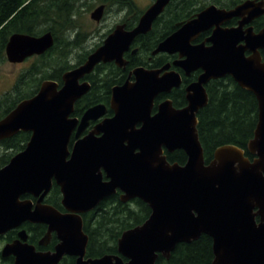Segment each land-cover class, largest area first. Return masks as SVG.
Masks as SVG:
<instances>
[{"label": "water", "instance_id": "95a60500", "mask_svg": "<svg viewBox=\"0 0 264 264\" xmlns=\"http://www.w3.org/2000/svg\"><path fill=\"white\" fill-rule=\"evenodd\" d=\"M170 1L153 0L132 28L116 24L83 63L62 74L61 84L43 80L33 96L0 119V141L30 133L25 147L0 167V236L17 230L16 238L2 246L3 258L13 256V264H58L64 256L74 257V264H155L158 255L168 260L177 244L204 234L212 240V264H264V28L258 33L243 28L258 14L253 1L229 10L208 6L179 24L151 52L177 53L176 60L132 68L124 82L111 87L108 106L96 103L80 117L73 115L76 101L90 90L85 77L98 64L113 62L124 69V54L152 29ZM104 6L90 18L98 23ZM236 16L243 17L237 26H222ZM210 28L204 41L192 43ZM53 43L50 31L15 32L5 56L20 63L45 53ZM171 65L186 75L197 69L201 73L186 86L184 107L175 108L166 98L151 114L155 98L182 83ZM225 76L257 101V123L246 145L252 158L237 145L223 144L205 163L197 113L208 103L205 85ZM92 121L96 123L83 134ZM179 149L186 161L169 162L165 151ZM53 182L64 211L44 202ZM117 191L121 202L137 198L146 203L150 214L121 233L117 253L88 257L82 214ZM27 194L36 200L23 198ZM25 223L44 224L38 245L46 246L54 234V250H37L22 228Z\"/></svg>", "mask_w": 264, "mask_h": 264}, {"label": "trees", "instance_id": "16d2710c", "mask_svg": "<svg viewBox=\"0 0 264 264\" xmlns=\"http://www.w3.org/2000/svg\"><path fill=\"white\" fill-rule=\"evenodd\" d=\"M85 1L0 0V62L6 60L5 46L10 35L15 32L40 35L50 31L54 38L53 45L45 53L34 56L30 65L19 73L11 89L0 95V119L19 101L33 96L43 80L51 79L61 84L62 74L83 63L88 54L102 43H96L90 50L84 49L83 44L89 33L83 29L79 16L80 6L86 3ZM90 2L104 4L106 12H117L120 15V22L124 23L126 28L136 25L144 10L135 0ZM202 5L200 0L169 2L154 21L152 29L135 39L131 47L136 48V52L124 54L128 60L124 69L114 63L98 64L94 71L85 77L90 82V90L76 101L73 115L80 117L85 109L96 103L107 105L111 87L124 82L133 67L138 65L160 67L169 61L168 55L160 53L153 56L151 52L160 41L176 29L177 21L191 17ZM110 31L111 29L107 34ZM76 49L82 51L74 53ZM261 55L264 60V49L261 50ZM196 78L197 73L189 77L183 76V85L166 95L174 106L185 104V85ZM206 91L208 103L197 113V131L205 163L212 159L215 148L223 144L237 145L245 150L246 156L252 158L246 150V145L252 138L257 123L258 108L255 96L241 88L230 76L210 80L206 84ZM108 114H112L111 110H108ZM29 137V132L21 131L0 141L4 149L0 154V167L25 147ZM165 153L171 163L183 164L186 161V154L180 149ZM46 202L63 210L59 188L56 185L52 187ZM149 214L150 208L140 199L135 198L124 203L118 198V193L104 199L95 209L82 214L83 228L88 235L86 255L99 257L117 253V240L121 233L141 224ZM23 227L29 234L28 241L34 245H37L46 231L44 224L25 223ZM16 232L14 229L8 231L4 237L0 236V244L12 241L16 238ZM55 242L56 237L53 234L49 248ZM212 260V240L203 234L197 240L177 244L168 260L158 255L155 264H212ZM74 261V257L65 256L59 264H74ZM0 264H11V261L2 259Z\"/></svg>", "mask_w": 264, "mask_h": 264}, {"label": "flooded vegetation", "instance_id": "af4514ba", "mask_svg": "<svg viewBox=\"0 0 264 264\" xmlns=\"http://www.w3.org/2000/svg\"><path fill=\"white\" fill-rule=\"evenodd\" d=\"M173 1V0H172ZM246 0H200V2L203 4L202 5V7L198 10V11H196V12H194V14H192V16L191 17H189V18H187V19H185V20H182V21H177V23H176V29L174 30V31H176L178 28H179V24H181V23H184V22H186V21H188V20H190V19H192V18H194L195 17V15L198 13V12H200V11H202L203 9H205L206 7H208V6H215L216 8H218V9H225V10H229V9H233V8H235L236 6H238V5H240V4H242V3H244ZM250 1H253L254 2V4H255V11L258 13L257 14V16H255L250 22H248V23H246V24H244V26H243V28H246V27H251L252 28V30H253V32H255V33H258L261 29H263L264 28V0H250ZM152 2V1H151ZM150 2V3H151ZM171 2V1H170ZM169 4V3H168ZM167 4V5H168ZM149 5V4H148ZM148 5H147V7H148ZM146 7V8H147ZM145 8V9H146ZM144 9V10H145ZM143 10V11H144ZM164 11V10H163ZM247 15H245L244 17H246ZM242 18L243 17H238V16H236V17H232V18H230V19H228V20H226L223 24H222V26L223 27H228V28H231V27H235V26H237L238 25V23L240 22V20H242ZM157 19V18H156ZM155 19V20H156ZM154 23V22H153ZM135 26V25H134ZM133 26V27H134ZM173 31V32H174ZM172 32V33H173ZM211 32H212V29L210 28V29H208V30H206V31H203V32H201L193 41H192V43H200V42H202V41H204L210 34H211ZM140 36V35H139ZM207 44V43H206ZM133 45V44H132ZM131 49H132V47L130 48V50L128 51V52H130L131 53ZM134 49V48H133ZM136 49V48H135ZM262 49H264V48H262ZM261 49V50H262ZM137 50V49H136ZM261 50H260V53H261ZM132 54V53H131ZM160 54V53H159ZM164 54H166V55H168L170 58H169V61H167L166 63H172L174 60H176L177 58H178V54L177 53H175V54H167V53H164ZM246 54H249V52H246ZM152 55V54H151ZM157 55V54H156ZM153 56H155V55H153ZM125 57V56H124ZM110 63H113V62H110ZM165 63V64H166ZM105 64H107V63H105ZM139 66V65H138ZM142 66H144V65H142ZM136 67V66H135ZM146 67V66H145ZM161 67V66H160ZM134 68V67H133ZM149 68H151V67H149ZM155 68V67H154ZM170 69H174L175 71H177L178 73H180V75H181V78H182V83H181V85L179 86V87H181L182 85H183V76L184 77H189L191 74H193V73H197V77H198V75L201 73V70L200 69H197V70H194V71H192V72H190L189 73V75H186L185 74V71L182 69V68H180V67H177V66H174V65H171V67H170ZM131 79H132V77H131ZM197 79V78H196ZM195 79V80H196ZM195 80H193V81H195ZM193 81H191V82H193ZM191 82H189L188 84H190ZM188 84H186L185 85V88H186V86L188 85ZM206 86V85H205ZM178 87V88H179ZM185 88H184V97H185V94H186V91H185ZM174 89V88H173ZM172 89V90H173ZM171 90V91H172ZM170 91V92H171ZM169 92V93H170ZM168 93V94H169ZM167 94H159L156 98H155V100H154V103H153V107H152V110H151V114H154L156 111H157V105L161 102V101H163L164 99H166V98H169V97H167L166 96ZM170 99V98H169ZM172 101V100H171ZM109 103V102H108ZM186 103H187V101H186V97H185V104L184 105H181V106H174V104H173V102H172V104H173V106L175 107V108H181V107H184L185 105H186ZM105 104V103H104ZM107 106H108V104H107ZM108 110H110L109 108H108ZM111 113H112V111H111ZM110 115H112V114H108V111H107V116H110ZM96 122L95 121H92V122H90V125H89V127L87 128V130L83 133V134H85V133H87V131L89 130V129H91L92 128V126L95 124ZM72 138H73V140H74V136L72 135V137H71V141H70V143H72L73 142V140H72ZM251 159V158H250ZM103 179H105V177H103ZM54 185H56L55 184V182H53L52 183V186H51V189H52V187L54 186ZM57 186V185H56ZM58 187V186H57ZM59 188V187H58ZM51 189H50V191H51ZM50 191L48 192V194L45 196V198H44V202L45 203H47L46 202V198H47V196L49 195V193H50ZM59 193H60V202H61V198H62V196H61V192H60V189H59ZM117 193H118V198L120 199V192L119 191H117ZM116 194V193H115ZM23 198H30L31 200H33V201H35L36 200V198L35 197H33V196H31V195H24L23 196ZM131 201V200H130ZM49 204V203H48ZM63 208V207H62ZM61 211H64V209L63 210H61ZM37 224H40V223H37ZM22 228H24L23 226H22ZM17 231V230H16ZM6 235V234H5ZM5 235H3L2 237H4ZM52 238H53V234H52V236H51V238H50V241L52 240ZM15 239V238H14ZM50 241H49V243H50ZM57 239H56V242H55V244L57 243ZM7 242H9V241H7ZM4 243H6L5 241L4 242H2V245L4 244ZM49 243L46 245V246H40V245H38V242H37V245H35L36 246V249L37 250H41V251H47V250H54V246H55V244L51 247V248H49ZM1 248H2V246H0V250H1ZM65 257V256H64ZM70 257H72V256H70ZM2 259H7V260H9V261H11V264H13V260H14V258H13V256H7V257H2L1 256V253H0V261L2 260ZM63 259V258H62ZM61 259V260H62ZM61 262V261H60ZM59 262V263H60ZM75 262V261H74ZM58 263V264H59Z\"/></svg>", "mask_w": 264, "mask_h": 264}, {"label": "rangeland", "instance_id": "374dc122", "mask_svg": "<svg viewBox=\"0 0 264 264\" xmlns=\"http://www.w3.org/2000/svg\"><path fill=\"white\" fill-rule=\"evenodd\" d=\"M85 2L86 3L80 6L79 21L82 23L83 29L89 33V36L83 44L84 49L90 50L95 47L96 43H101L103 41L109 29H112L116 24L121 22L120 15L115 11L106 12L105 6L101 20L98 23L95 22L90 18V14L95 8H97L101 4L98 2H90V0H86ZM135 2L141 9H145L147 5L150 4L151 0H135ZM97 29L98 31H96ZM81 51L82 49H76L74 53ZM32 60L33 57H29L20 63H11L7 61V59L0 62V95L11 89L19 73L26 69L30 65ZM3 151L4 149L0 145V154ZM3 245L2 243L0 244V246Z\"/></svg>", "mask_w": 264, "mask_h": 264}]
</instances>
